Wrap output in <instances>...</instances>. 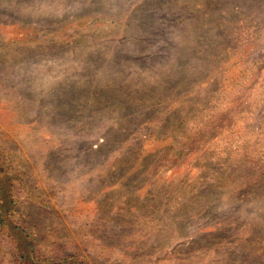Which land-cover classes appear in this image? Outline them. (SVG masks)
I'll use <instances>...</instances> for the list:
<instances>
[{
    "label": "rangeland",
    "instance_id": "374dc122",
    "mask_svg": "<svg viewBox=\"0 0 264 264\" xmlns=\"http://www.w3.org/2000/svg\"><path fill=\"white\" fill-rule=\"evenodd\" d=\"M0 264H264V0H0Z\"/></svg>",
    "mask_w": 264,
    "mask_h": 264
}]
</instances>
